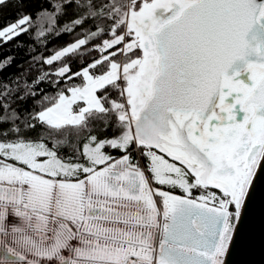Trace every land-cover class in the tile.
<instances>
[{
  "label": "snow or ice",
  "instance_id": "1",
  "mask_svg": "<svg viewBox=\"0 0 264 264\" xmlns=\"http://www.w3.org/2000/svg\"><path fill=\"white\" fill-rule=\"evenodd\" d=\"M10 3L0 47L87 31L30 79L0 57V264H228L264 181V0Z\"/></svg>",
  "mask_w": 264,
  "mask_h": 264
},
{
  "label": "trees",
  "instance_id": "2",
  "mask_svg": "<svg viewBox=\"0 0 264 264\" xmlns=\"http://www.w3.org/2000/svg\"><path fill=\"white\" fill-rule=\"evenodd\" d=\"M38 7V4L32 3L28 4L25 7L26 12L34 11L35 8ZM18 14V5L9 4L7 7H4L2 11H0V26L5 25L6 23H11L17 18ZM62 21L61 23H63ZM87 31V29H83L78 31L73 35H59L45 33V37H38L36 32H31L30 34L21 35L16 40L11 43L0 47V57H8L11 56L15 58V63L12 67L8 68L7 71L3 73V76L11 79L13 74L20 73L25 69L29 68V64L31 63L34 67L31 71V76H36L37 71L41 74L45 70L46 66H42L38 63L39 60L49 57L54 54L57 50L61 48V46L67 45L69 42L74 41L81 32ZM36 57L35 60L32 57ZM92 56H89L88 59H92ZM84 61L81 60L82 64ZM80 65L77 63H72L73 70H76ZM51 71V69H48ZM79 82V81H77ZM45 89L49 95H52L54 92V88L49 89L47 85H45ZM113 155L118 156L119 153L112 151ZM139 158V157H138Z\"/></svg>",
  "mask_w": 264,
  "mask_h": 264
},
{
  "label": "water",
  "instance_id": "3",
  "mask_svg": "<svg viewBox=\"0 0 264 264\" xmlns=\"http://www.w3.org/2000/svg\"><path fill=\"white\" fill-rule=\"evenodd\" d=\"M228 264H264V181L258 180L252 190Z\"/></svg>",
  "mask_w": 264,
  "mask_h": 264
},
{
  "label": "flooded vegetation",
  "instance_id": "4",
  "mask_svg": "<svg viewBox=\"0 0 264 264\" xmlns=\"http://www.w3.org/2000/svg\"><path fill=\"white\" fill-rule=\"evenodd\" d=\"M177 194H179V193L177 192Z\"/></svg>",
  "mask_w": 264,
  "mask_h": 264
}]
</instances>
